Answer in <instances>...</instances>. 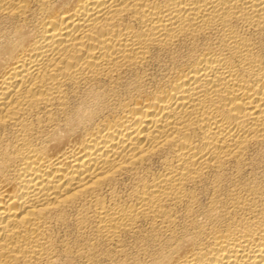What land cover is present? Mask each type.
<instances>
[{
    "label": "bare ground",
    "instance_id": "bare-ground-1",
    "mask_svg": "<svg viewBox=\"0 0 264 264\" xmlns=\"http://www.w3.org/2000/svg\"><path fill=\"white\" fill-rule=\"evenodd\" d=\"M0 264H264V0H0Z\"/></svg>",
    "mask_w": 264,
    "mask_h": 264
}]
</instances>
